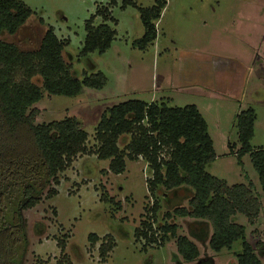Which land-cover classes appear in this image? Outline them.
<instances>
[{"label":"rangeland","instance_id":"374dc122","mask_svg":"<svg viewBox=\"0 0 264 264\" xmlns=\"http://www.w3.org/2000/svg\"><path fill=\"white\" fill-rule=\"evenodd\" d=\"M32 15L14 35L2 34L1 40L21 51L38 48L47 27L66 42L62 57L71 66L73 78L83 73L101 72L106 77L102 89L82 88L74 97L47 96L34 105L39 110L35 124H47L74 117L88 134L86 147L96 149L94 130L102 113L114 105L139 100L165 102L169 107L194 105L207 124L215 159L205 170L227 185L255 187L261 209L254 226L243 215L231 218L245 228V241L264 264V194L248 155L240 159L237 151L236 116L249 108L255 113L252 149H264V0H165L155 24L156 38L140 49L136 43L144 34L139 9L151 8L155 0H122L110 9L115 30L110 47L103 53L80 57L85 37V22L98 6L108 0H20ZM100 24L96 18L94 25ZM33 83L41 85L39 78ZM129 141L122 136L123 149ZM108 161L95 155H78L71 166L59 174V185L51 186L57 195L46 199L44 189L39 204L22 212L25 243L15 264H237L241 240L230 249L213 252L208 245L210 223L201 219L174 218L168 223L179 227L177 235L188 238L199 256L185 262L178 255L175 240L162 247L135 242L133 232L142 220L144 207L151 205L145 181L151 177L142 160L125 161L122 174H102ZM50 187V188H51ZM119 203H105L100 196ZM193 194L182 186L166 191L158 188L156 199L159 225L162 216L177 207H188ZM156 226V224H155ZM98 242L91 245L88 236ZM103 238L111 239L113 250L101 259L98 247ZM62 242L64 249L59 247ZM261 242L257 248L256 243Z\"/></svg>","mask_w":264,"mask_h":264},{"label":"trees","instance_id":"16d2710c","mask_svg":"<svg viewBox=\"0 0 264 264\" xmlns=\"http://www.w3.org/2000/svg\"><path fill=\"white\" fill-rule=\"evenodd\" d=\"M116 0H108L98 6L85 22V37L79 53L85 57L96 52L103 54L115 36L108 22L111 7ZM122 7L134 5L131 0H122ZM165 7V0H155L148 9H139L144 34L136 45L143 49L156 38L155 24ZM32 11L20 0H0V38L2 34L14 35L26 23ZM96 18L100 24L94 25ZM66 42L58 38L51 27L44 31L39 46L33 51H21L0 39V264H15L23 249L25 239L22 232V212L33 208L41 201L47 189L46 199L57 195L51 186L59 185V174L73 163L78 155H95L98 160L108 161L102 174H122L125 161L142 159L151 172L145 181L151 205L144 207L142 220L133 232L134 241L147 246L162 247L169 238L175 240L178 255L185 262L198 258L194 243L177 235L179 227L168 223L174 218L206 220L212 234L209 248L218 253L230 249L241 240V252L236 254L237 264H261L253 248L245 241V228L235 224L231 218L237 214L254 226L261 205L251 182L227 185L205 170L215 159L213 143L207 124L196 106L169 107L165 102L146 103L128 100L106 109L95 128L96 149L86 147L88 134L74 117L47 124H35L39 110L34 108L43 93L47 96L74 97L82 88L102 89L106 77L101 72L83 73L82 80L73 78L70 64L62 57ZM39 78L41 85L33 83ZM255 113L249 108L235 119L239 148L229 153L240 159L248 155L258 176L264 194V149H252L250 141L254 135ZM129 141L123 149L117 146L122 136ZM182 186L189 187L193 194L188 207H177L162 216L159 225L156 199L158 188L166 191ZM51 187V188H50ZM105 203H114L105 194L100 196ZM156 224V226H155ZM95 234L88 236L93 246L98 242ZM63 250L64 245L60 242ZM261 247V242L256 243ZM111 239L103 238L98 247L103 260L113 250Z\"/></svg>","mask_w":264,"mask_h":264},{"label":"crops","instance_id":"0c3cea01","mask_svg":"<svg viewBox=\"0 0 264 264\" xmlns=\"http://www.w3.org/2000/svg\"><path fill=\"white\" fill-rule=\"evenodd\" d=\"M164 102V101H163Z\"/></svg>","mask_w":264,"mask_h":264}]
</instances>
